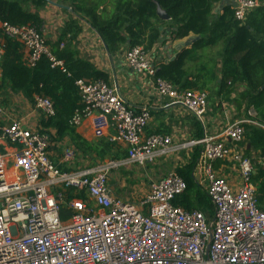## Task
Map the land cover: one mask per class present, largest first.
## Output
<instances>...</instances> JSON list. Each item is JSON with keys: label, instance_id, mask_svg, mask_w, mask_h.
Instances as JSON below:
<instances>
[{"label": "built area", "instance_id": "obj_1", "mask_svg": "<svg viewBox=\"0 0 264 264\" xmlns=\"http://www.w3.org/2000/svg\"><path fill=\"white\" fill-rule=\"evenodd\" d=\"M260 7L264 1L235 0V17L243 21ZM2 28L4 36L27 50L29 66L43 55L53 66L63 65L35 27L3 23ZM126 58L132 70L153 80L162 99L183 105L204 124L206 92L179 90L156 77L157 67L142 46L131 47ZM76 84L84 108L76 112L75 124L92 117L98 139L106 137L112 127L114 133L108 140L124 144L127 157L67 172L51 160L48 134L16 120L0 128V264H264V211L252 182L254 163L242 149L231 147L237 148L244 140V123L257 122H235L220 136L205 134L197 141L174 143L163 134L145 135L151 107L137 111L115 86L102 80ZM35 107L46 116L55 115L52 101L45 96L36 97ZM4 114L0 96V117ZM3 141L13 150L1 151ZM199 145L202 151L196 169L204 175L207 195L215 206L212 218L174 205L187 189L174 170L152 182L139 202L113 194L109 184L113 171L146 166ZM75 157L74 150L65 149V162L72 163ZM227 159L240 172L239 187L214 170L216 160ZM57 189H72L86 198L68 200ZM65 205L70 207L67 220L62 216Z\"/></svg>", "mask_w": 264, "mask_h": 264}, {"label": "trees", "instance_id": "obj_2", "mask_svg": "<svg viewBox=\"0 0 264 264\" xmlns=\"http://www.w3.org/2000/svg\"><path fill=\"white\" fill-rule=\"evenodd\" d=\"M57 1L68 2L70 4L68 7L78 19L87 20L98 31L110 52H116L126 44L130 48L142 46L145 52H148L160 41L166 29L171 32L174 39L188 38L186 41H190L201 36L197 43L201 47L222 46L218 52L222 64V82L210 97L205 87H199L188 80L189 74L183 64L186 55L190 53L189 50H184L176 59L161 64L156 71V77L170 82L179 90L206 92L208 105L216 97L224 96L223 99L227 100L237 88L236 85H244L250 99L256 100L258 94L260 98L264 96V7L251 11L246 19L241 21L235 17L233 5L225 6L222 13L215 12V6L220 0ZM47 4V0H0V22L17 26L30 25L42 33L43 20L38 12ZM158 5L168 13L170 20L160 19L157 14ZM29 7H33L36 13L30 11ZM161 27L164 29L161 30ZM80 32L78 22L70 21L59 40L53 45L54 49L52 48L51 52L57 61L63 63L62 66H53V62L46 55H43L34 66H29L27 62L25 64L20 53L21 43L5 36V54L0 62L2 70L0 91L10 87L13 92L22 94L32 103H35L37 96L49 98L55 108V115L46 116L42 112L40 131L45 133L55 129V135L49 131L51 141L68 137L77 151L84 156L90 157L93 151H97L98 157L103 161L105 150H98L96 146L88 144L75 131L74 116L78 110L84 108L76 82L102 80L108 83L106 73L88 60L79 58L77 50L72 48ZM262 104L263 101L260 100L257 108H262ZM200 122L198 121L199 125ZM243 128L244 141L237 146L240 148L245 146L244 155L254 163L255 173L252 174V182L257 190L259 208L264 211L261 204L264 202V165L254 161L251 156L254 150L264 153V128L250 124H244ZM198 137L202 139L203 135L200 134ZM115 145L116 143L108 141L103 149L110 150ZM201 151L202 145L196 146L188 162L177 167V172L186 182L187 189L175 198L174 205L188 211H202L212 216V203L207 191L200 187L193 176ZM116 158L120 156H113V159ZM226 161L228 159L216 160L213 164L216 162L222 164ZM59 168L67 172L74 171L60 166ZM57 192H63L68 200L74 197L86 198L84 194L75 195L72 189H57Z\"/></svg>", "mask_w": 264, "mask_h": 264}, {"label": "crops", "instance_id": "obj_3", "mask_svg": "<svg viewBox=\"0 0 264 264\" xmlns=\"http://www.w3.org/2000/svg\"><path fill=\"white\" fill-rule=\"evenodd\" d=\"M52 1L65 7L70 5L68 2L63 3V1ZM227 5L235 6V0H220V2L215 6L214 11L222 13L223 8ZM65 7L62 8L48 2L45 8L38 12L43 20L42 36L46 44L50 49H54L53 45L59 40L67 24L70 21H77L81 28V32L73 42L72 48L77 50L79 58L88 60L100 71L106 73L108 75L109 85L115 86L119 90L120 94L133 107H135L137 111H139L143 106L151 107V120L146 129V136L151 134H163L170 136L174 143L181 144L189 141L200 140L201 138L198 137L200 134L203 135V137L205 134L209 136H220L226 127L234 124L235 122L244 120H254L258 124H244L264 128V96L260 98V94L257 93L258 95L256 94V100L250 99L244 85H236L237 88L227 97V100L223 99L224 96L213 98L208 105L204 124L200 122L201 125H199V120L196 116L184 108L183 105L171 102L170 100L162 99L158 95L151 78L135 72L128 66L126 58L127 52L130 49L128 44L123 45L116 52H110L98 31L93 28L90 23L87 20L78 19L71 9H67ZM28 9L33 13H36V10L33 7H29ZM2 25L3 23L0 22V54L3 57L5 54L6 38L3 34ZM160 29L163 30L164 27H161ZM68 37H70V35H68ZM187 39L188 38L182 40L174 39L171 37V32L166 29L163 31L160 41L155 44L153 48L147 52V54L153 65H155L158 70L161 64H166L176 59L184 50H189L190 53L186 55L183 64L184 69L189 74L188 80L191 83H196L199 87H205V90L209 93L210 97L212 92H216L217 87L221 86L220 84L222 82V64L221 59L218 56V52L222 49V46L215 48L201 47L197 45L201 36H199L196 40L186 41ZM21 46L22 49L20 53L22 54V60L26 64L29 57L28 52L22 44ZM63 46L64 43L61 44V47ZM1 78L2 70L0 69V81ZM0 96L1 104L5 113L0 117V128L8 126L12 123V121L16 120L20 121L24 127L30 130H42L40 128V123L43 118L42 111H39L35 107V103H32L22 94L13 92L10 87L3 88L0 91ZM260 100L263 101L262 108H257ZM257 114L258 118H256ZM49 131L52 135L56 134L55 129H50ZM49 131H47L48 133L44 132L49 135ZM75 131L78 136L87 141L88 144L96 146L98 150H105L106 155L103 161L113 159V156L115 155L120 156L118 159L127 157V147L124 144L116 143V145L110 150L109 148L103 149L109 141L108 135L114 133V129L112 127L108 129L106 137L98 139L94 133L93 118L89 117L84 119L80 124H76ZM230 143L231 140H228V144ZM2 146H5V151L6 149L9 151L13 150V148H11L10 145L4 141L1 142V151H3ZM231 147L245 151V146L241 148L237 146V148H235V145H231ZM67 148L72 149L75 152L77 151L76 147L72 144V141L68 137L62 140L51 141V160L55 162L57 166L64 169L77 170L79 168L86 167V163L89 162L87 159L92 160L93 164H96V159L101 161L100 157H98L99 155L97 154V151H93L90 157H86L83 153L77 151L74 161L72 163H67L64 161V151ZM194 148L195 147L183 149L180 152L175 153L173 156L174 158L171 159L169 157L170 160L167 158L165 160V157H162L164 161H162L160 166L155 169L152 168V166H155L152 163L147 166L132 165L113 171L110 174L109 180L113 194L122 199H124L123 195H129L127 187L135 186H128L130 182L134 181L129 179L133 178L137 180L138 178L137 174L133 170L143 168L147 171L144 176L147 178V181L149 180L148 182H150L148 190L143 195L145 196L149 192L150 184L153 180L157 181L161 179L169 171L174 170L177 172L178 166L185 165L188 162L190 154ZM5 151L3 152L6 153L7 151ZM251 153L254 161L264 165V153H261L260 150H254ZM158 161L156 160V162ZM9 162H11L10 159ZM144 167H147V169ZM214 170L218 176L226 178L234 187H239L241 185L242 181L240 172L234 162L230 160L222 164H218L216 162L214 164ZM193 176L200 187L206 191L207 185L204 180V175L196 169ZM261 204L264 208V202H261ZM211 206L213 209V215L211 216L206 214L208 218H212L214 216L215 206L213 203ZM63 212L69 213V210L64 208Z\"/></svg>", "mask_w": 264, "mask_h": 264}, {"label": "rangeland", "instance_id": "obj_4", "mask_svg": "<svg viewBox=\"0 0 264 264\" xmlns=\"http://www.w3.org/2000/svg\"><path fill=\"white\" fill-rule=\"evenodd\" d=\"M5 147V146H4ZM3 146H2V150L3 151H5V148H4ZM4 148V149H3ZM175 154H171L170 156H167V157H165V160H166V158L168 159V160H170V158L172 159V158H174L173 156H174ZM176 155H178V154H176ZM172 156V157H171ZM170 157V158H169ZM177 157V156H176ZM87 161H89L88 163H86V166H93V165H95V164H93L92 163V160H89V159H87ZM96 161V163L97 162H102V161H100L99 159H96L95 160ZM158 161V160H157ZM162 161H164L163 160V158H159V161L158 162H156V163H153V165H155V166H152V168L153 169H155V168H158L159 166H160V163L162 162ZM147 166V165H146ZM145 169H147V167H144ZM136 174H137V176H138V178H137V180L136 179H133V178H131V179H129V180H134L133 182H130L129 184H128V186H131V185H135V186H133V187H127L128 188V192H129V195H123V198L125 199V200H127V201H129V202H138V201H140L144 196V194H145V192L148 190V187H149V183L150 182H148L147 181V178H145V174L147 173V171L146 170H144L143 168H139V169H136V170H133ZM148 172H149V170H148ZM143 181H145V182H143ZM155 180H153V182H154ZM152 183V182H151ZM151 185V184H150ZM130 188V189H129ZM127 197H129V198H127ZM141 197V198H140ZM131 198H133V199H131ZM203 207V206H202ZM65 208L66 209H70V207L68 206V205H65ZM62 216H63V219L64 220H67V219H69V217H70V214L69 213H65V212H63V214H62Z\"/></svg>", "mask_w": 264, "mask_h": 264}, {"label": "water", "instance_id": "obj_5", "mask_svg": "<svg viewBox=\"0 0 264 264\" xmlns=\"http://www.w3.org/2000/svg\"><path fill=\"white\" fill-rule=\"evenodd\" d=\"M49 3H52V4H55L56 6H59V7H65V6H62V5H60V4H58V3H55V2H53L52 0H47ZM65 8H67V9H71L70 7H65ZM157 14H158V16L160 17V19L161 20H170V16L168 15V13L164 10V9H162V7L160 6V5H158V7H157Z\"/></svg>", "mask_w": 264, "mask_h": 264}]
</instances>
